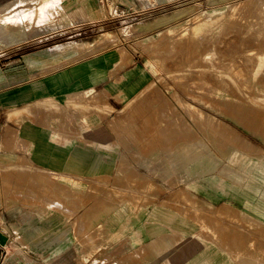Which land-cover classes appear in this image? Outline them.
<instances>
[{"label": "rangeland", "instance_id": "obj_1", "mask_svg": "<svg viewBox=\"0 0 264 264\" xmlns=\"http://www.w3.org/2000/svg\"><path fill=\"white\" fill-rule=\"evenodd\" d=\"M168 1L0 0V21L8 25V29L0 27V264L153 263L157 254L149 237L134 240V225L128 223H124L128 232L116 236L108 219L121 204L117 192L133 193L139 207L151 209L156 204L189 218L194 215L197 205L184 200L181 189L199 178L187 177L184 167L177 170L172 163L175 150L165 136L164 124L168 129L180 126L176 133L180 139L198 136L208 141L218 160L235 149L253 157L243 159L241 167L264 166V100L236 94L253 104L240 115L229 111V99L209 91V87L236 88L231 84L232 78L237 81L234 73L252 69L253 62L246 57L264 48L257 28L264 22V0ZM223 1L234 4L226 25L180 40L177 31H170L187 18L191 27L203 5ZM71 43L78 52L53 55L59 46ZM93 69L96 74L88 82ZM218 71L224 77L215 75ZM55 77L64 91L54 89ZM259 79L264 82L263 73ZM114 83L121 85L112 89ZM76 84L98 92L67 93ZM84 116L98 119L111 147H100ZM75 152L93 170L59 169ZM221 174L230 178L226 171ZM211 177L217 180L214 174ZM68 179L86 187L74 190ZM189 189L210 202L202 192ZM225 202L227 198L221 197L212 203ZM159 225L163 238L173 236L170 247L175 251L179 229L166 222ZM195 227L190 235L195 251L190 259L173 264H190L210 241L225 247L232 236L230 228H217L216 235L203 229L207 240ZM260 228L240 226L237 231L264 242ZM59 239L64 242L59 244L61 249L53 250ZM69 249L74 252L67 262L57 260ZM233 263L250 264L241 259Z\"/></svg>", "mask_w": 264, "mask_h": 264}, {"label": "bare ground", "instance_id": "obj_2", "mask_svg": "<svg viewBox=\"0 0 264 264\" xmlns=\"http://www.w3.org/2000/svg\"><path fill=\"white\" fill-rule=\"evenodd\" d=\"M173 3H174V1H173ZM233 7H234V4L231 3V1L210 3L207 5L205 4L196 12V14H194L195 15L194 17H196V20H194L195 22L191 25V27H188L190 18H187L184 21H181L178 24H176L175 27H172V29H170V31H177V33H178L177 40L183 39L184 37H187L188 35H191L192 38H197L202 31L207 32V31H209V30H211L217 26L222 27V26L226 25L228 23L230 17L232 16V14L229 12V9L233 8ZM262 12L263 11L261 10L260 14H262ZM239 13L240 12H238V14ZM241 14H242V12H241ZM28 16H29V14H28ZM256 16H257V14H256ZM241 18H242V16H241ZM0 27H2L3 29H8V25L3 21H0ZM257 28L259 29L258 35L264 37V22L260 23L257 26ZM106 35H108V34H106ZM106 40L104 39L103 41H106ZM260 40H261V43L264 44V38H261ZM177 45H175V46H177ZM155 47H157V46H155ZM216 47H217V45H216ZM202 49L204 50V48H202ZM202 49L200 51H202ZM220 49H222V48H220ZM219 51H221V50H219ZM76 52H78V46L75 43H71V44L59 46L57 48V52L53 53V55L60 54V53L67 54V53H76ZM211 53H212L211 51L208 52V56L212 55ZM249 54L250 55L248 57H246V61L253 62L252 69H250V70L248 69L249 71H246V70L244 71L243 69H238L234 73V77L237 79V81H236L237 83L234 81L235 84L233 82L234 79L231 77L232 78L231 84L236 85L235 86L236 88L233 89L234 86L231 89H228L225 86H221V87H217V88L209 87V91L211 93H213L215 96H221V98L229 99V102L227 103V105H228L227 108L229 107V111H231V112L236 111L240 115H241L240 111H242V110H251L253 108V104L249 103L252 101L251 99L249 100V102L246 99H238L239 97H237L236 94L240 93L242 95H248L249 97H257V98L264 100V82H262V80L259 79L260 74H262V73L264 74V48L262 50H259L256 52L252 51ZM205 55H207V54H205ZM241 57H243V56H241ZM158 58H159V56L156 59H158ZM176 59H178V58H176ZM179 60H180V58H179ZM183 60H184V57H183ZM186 67H187V65H186ZM185 70H186V68H185ZM219 70H220V68H219ZM195 71H197V70H195ZM217 73H219V74H215V75H218L220 77H224V75L222 73L220 74L219 71ZM226 74H228V73H226ZM229 74H228V76H229ZM193 76H195V75H193ZM207 77H209L208 74H207ZM228 81H230V80H228ZM237 84H239L240 86L238 87ZM77 94L87 95L89 93H87L86 91H80V92H77ZM85 98H86V96H85ZM180 101H178V102H180ZM194 111H193V115H194ZM189 113H191V112H189ZM161 114H162V112H161ZM198 116H200V114ZM242 118L245 119V117H242ZM122 121H123V119L120 120V122H122ZM53 122H54V120H53ZM83 122H85L86 125L90 126L89 131L92 132L91 135L94 138L99 139L98 142L100 144L112 146L111 143L109 142L108 132H106L104 130V128L99 124L98 119L94 118L93 116L88 117L87 119L85 117V118H83ZM167 124H169V123L167 122ZM170 125H172V124H170ZM163 126H164L163 131L165 133V136L168 139V141L172 144L171 146H174V150H175L173 152V154L171 155L172 163L175 164V166L178 168L177 170H179L180 167H184V169L187 172V175H186L187 177H189L190 175H194V176L198 177L199 179H201L199 176L200 174H202L204 172L207 173V171H209V170L211 171L212 169H214L218 165V163L221 162L223 165L221 167L222 173L226 171V173H228V176L231 179H233L234 182H239L241 180L242 176L237 172V168L233 167L234 166L233 163H238L239 157H241V161H242L244 159L241 156L242 153L248 154L247 152H242V151L236 152L235 149H233L230 152H228L227 154H224V156L220 160H218L216 157V154L207 145L208 141L206 143L204 140L203 141L201 140V137H198V136H196L193 140L186 141V140L180 139L181 137L176 135L177 131L179 129H181L180 126L176 125L175 127L177 129L175 127L168 129L167 128L168 125H166V124H164ZM216 129H217V127H216ZM240 134H241V132H240ZM215 137H216V135H215ZM152 153L154 155L156 154L155 152H152ZM124 163L125 162H123V164ZM121 165H122V163H121ZM162 165H163V163H162ZM166 170H167V168L165 166H162L161 171L165 172ZM117 173L120 174L121 169H118ZM62 179L67 180V178H62ZM71 180L72 179H68V183L70 184V187L74 190L82 189V188L86 187V185L82 182H76V181H71ZM104 182L105 181H103V183ZM101 183H102V180H101ZM147 183H148V181H147ZM125 187H127V186H125ZM131 189H133V188H131ZM128 190H130V186H129ZM134 191H135V189H134ZM137 192L139 193V191H137ZM148 193H149V191H148ZM181 194H182V198L184 200L192 202L193 204H195L197 206L195 207V209H193L194 215L192 216V218L187 217L185 215V213H182L181 211H178L179 214L181 216H183L184 218H186L187 220L193 222L195 225H197L198 228L201 230L202 235L204 236L203 237L204 239L209 240L208 238L205 237L206 234H203V229H207V230L209 229V230H211L213 235H216L218 232L217 228H226V229L230 228L231 230L229 231L230 232L229 234L232 235L230 238L228 237V240L226 242L225 247H221V246H219L215 243H212L210 241L209 244L207 245V247L201 253L197 254L195 257H193L190 260V264H234L233 261L236 259L248 261V262H250V264H264V242L259 240L256 237L250 235V234L241 233V232L239 233L237 231L240 226H244L249 230H253L255 228H260L263 226L260 229H263V232H264V222L250 216L249 214H247L245 212L238 210L236 207H234L230 204H220L218 206H214V204L210 203L209 201H206V200L198 197L196 194H194L192 191H190L188 188H186V186L181 189ZM116 196L118 198V201H120V203L123 204V206H130L133 208L137 207V200H136L137 196H135L133 193L126 194V193L117 192ZM173 202H174V204L176 203L174 201V199H173ZM177 203H178V201H177ZM180 203H181V200L179 202V205L182 204V203L181 204ZM210 208L212 210H209ZM223 216L228 218V220L225 222L224 221L222 222L221 219ZM230 222H231V224H229ZM214 223H215V225H214ZM217 224H221V225H217ZM240 229H242V231H243L242 227ZM232 231L238 232V234L233 235V234H231ZM243 234H245V235H243ZM182 237H183V233L179 232V237H178L179 240ZM172 243H173V236L171 235V236L166 237V238H163V236H160V237L156 238L155 240H153L150 244L152 247H154L156 254H158L159 252H161L164 249H166L167 247H169Z\"/></svg>", "mask_w": 264, "mask_h": 264}, {"label": "crops", "instance_id": "obj_3", "mask_svg": "<svg viewBox=\"0 0 264 264\" xmlns=\"http://www.w3.org/2000/svg\"><path fill=\"white\" fill-rule=\"evenodd\" d=\"M106 57L110 58L108 55ZM82 65L85 67L84 64ZM95 74H96V71L93 69L90 72L91 77H89L88 82L93 81ZM53 81L55 83L54 89H58L61 91L65 90L63 85H61L59 81L57 80V77L53 78ZM117 85H121V83H114L112 84L111 88L116 89ZM66 91L67 93L68 92L77 93L80 91H86L89 94L92 92L93 93L98 92V90L95 88H91L88 90L82 89L81 87H79L78 84L71 86V89L66 90ZM38 92L41 93L43 91L39 90ZM49 94L50 93H47V95ZM85 117L86 119L88 118V116H84L83 118ZM27 140L32 141L30 138H28ZM96 140H99V139H96ZM109 142H110V137H109ZM104 146L109 147L110 145L100 144V147H104ZM77 153L78 152H75V155L73 153L67 156L68 157L67 159H69V161L62 162V164L66 166H62L59 169H62V170L65 169V170H71V171H76L78 169L93 170L92 167L91 168L87 167L84 164L83 156H78ZM241 156L247 161L250 159H253V157L251 158L252 155H249V154L242 153ZM10 159L11 158L5 157V160H10ZM242 161H241V157H239V162L233 163L234 165L233 167L237 168V172L242 176L239 182H234L233 179H230V178L225 179L222 177L221 167L223 165L221 163L220 166L215 171H210L209 173L205 172L203 175V178L201 179L194 178L197 181H192V182L188 181L185 186L188 189L190 187L192 189H195L196 191L202 192L203 195H205L206 197L210 199V203H212L215 199H220L221 197H225L227 198V202L223 204H230L236 207L238 210L245 212L249 214L250 216L264 222L263 221V217H264V166H260L259 164H253V165L246 164L241 167V165L244 164V163L241 164ZM218 170L221 173H219ZM213 174H214V177L217 178V180L211 177ZM76 176H78V174ZM79 176H82V175H79ZM60 220L62 221V219ZM108 221L112 224L110 227L113 229L114 235L118 236V235H122L128 232L127 230H124L125 228L124 223H128L130 227L134 225L135 227L138 228L135 230H134V226H133V229L131 228L132 229L131 231H133V235L135 234L134 240L141 241V239L145 237H149L151 239L150 243L156 238L162 236L161 231L163 228L161 227V225H159L162 222H166V223H169L175 226L176 228L179 229L180 233H183V237L178 241L175 251L172 247L170 246L167 247L166 249H164L163 251L157 254L155 261L151 264H158L157 261L162 260V259H169L170 262L167 264H173L174 261H177V260H187V259H190V256H192L193 254L190 252L195 251L193 240L190 239V235L193 233L194 228H196L195 224L187 220L183 216H181L178 211L173 210L169 206H161V205L155 204L150 209L146 205H143L141 207H139L138 205L137 207L133 208L130 206H123V204H119V206H117L114 209V211L111 213ZM65 228L68 230L67 225L65 226ZM61 243H64V242H62V240L59 239L56 242L54 248L52 249L60 250L62 246H60L59 244ZM73 252H74L73 249H69L67 254L61 256L57 260L67 262V260L73 255Z\"/></svg>", "mask_w": 264, "mask_h": 264}]
</instances>
